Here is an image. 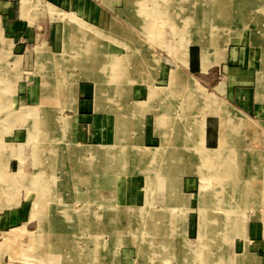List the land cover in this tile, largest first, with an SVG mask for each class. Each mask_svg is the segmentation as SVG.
Here are the masks:
<instances>
[{
    "label": "rangeland",
    "instance_id": "obj_1",
    "mask_svg": "<svg viewBox=\"0 0 264 264\" xmlns=\"http://www.w3.org/2000/svg\"><path fill=\"white\" fill-rule=\"evenodd\" d=\"M51 6L40 4L29 16L36 20L44 15L53 20L61 17L63 12ZM138 6L136 15H128L124 23L127 28L118 21L113 22L110 40L118 44L120 33L126 32L128 40L135 34L139 44L175 45L176 49L184 50L192 44H205L196 41L200 39L210 43L209 46L222 48L238 38L239 43L250 44L259 50L240 53V59L246 57L244 64L249 73L238 71L239 82L245 83L249 79L250 86L244 92L252 98L256 95L258 101L264 102V0H143ZM3 38L7 40V37ZM2 48L0 45V104L6 103L7 108L0 109V208H14L21 200L26 203L27 219L0 233V264H264V228H251L252 222L264 224V156L260 164L257 161L259 155L255 153L257 149L234 150L242 154L225 158L228 163L220 165V170L218 165L214 168L211 164H203V180L194 182L191 177L177 180L176 188L180 187L182 193L193 194L192 200L175 195L177 189L173 195L169 181L168 188H160V193L155 195L153 185L165 182L161 180L164 179L161 173L168 167L150 164L146 159L143 167L135 162V167L143 170L126 171V168L118 169L120 166L115 157L105 166L97 164L101 155L96 159L92 156L87 160L73 159L74 162L61 157L60 161H67L65 166L70 170L64 174L54 165V154L49 152L56 144L98 148L104 145L102 138L96 134L91 142L65 144L64 137L58 136L60 140H56V131L51 132L55 128L53 118L48 117L52 124L41 121L38 126L33 121L36 118L32 117V112L38 108L32 101L22 102L20 90L31 86L32 77L40 75L44 66L38 60L34 61L36 59L26 64V58L14 52L9 60ZM34 56L35 52H32V58ZM79 70L80 74L87 71ZM219 71L215 70V75L207 77L193 73L190 88L175 86L174 89L176 93L193 94L192 98L199 94V101L195 100L198 108L214 95L218 100L214 104L217 111L221 100L212 87L224 78L225 73ZM91 72L95 74L94 80H103L101 69ZM59 73L60 70L51 67L48 72H43V76L48 74L50 79ZM12 78H15V87L8 94L7 103L2 89L6 86L5 81ZM167 86V81L163 80L154 87L165 89ZM62 88L66 90L71 86L65 84ZM91 88L94 92L98 90L96 84ZM239 88L242 93L241 89L245 87ZM225 104L223 101L222 106ZM57 105H60L59 100L45 102L50 109ZM166 105V101H159L160 125ZM21 109L25 112L23 118L18 112ZM238 116L242 115L238 113L229 123L230 129L238 127ZM24 120L27 121L25 124ZM259 132L260 128L256 133ZM146 135L144 132L143 145L155 152L160 148L159 140L147 141ZM248 136L242 134L243 140H250ZM236 137L237 133L231 134L233 141ZM227 141V136L223 135L222 148ZM7 152L17 155L12 170L6 169ZM193 152L192 149L187 154ZM233 158L242 163H232ZM42 159L46 165H40L38 160ZM108 159L111 158H105V161ZM156 176L157 180H152ZM172 197L183 199L179 200L176 210L166 204Z\"/></svg>",
    "mask_w": 264,
    "mask_h": 264
},
{
    "label": "crops",
    "instance_id": "obj_2",
    "mask_svg": "<svg viewBox=\"0 0 264 264\" xmlns=\"http://www.w3.org/2000/svg\"><path fill=\"white\" fill-rule=\"evenodd\" d=\"M141 3L138 0H0L2 21L0 38L5 40L3 36L7 37L0 45L9 60L13 58L14 52L26 58V64L36 59L34 61L38 60V63L41 62L44 66V70H40V75L32 77V85L25 89L22 87L20 90L22 102L32 101L34 107L38 108L32 112V117L36 118L33 121H36L38 126L41 121L52 124L53 118L55 128H50L51 132L56 131V140H60L58 136L64 137L65 144L91 142L96 134L102 138L104 145L98 148L56 144L49 152L54 154V165L64 174L70 170L65 166L68 165L67 161L62 159L60 161L61 157H67L69 160L79 158L87 160L89 156L96 159L101 155L97 164L101 163L104 166L108 162L111 164L112 158L115 157L118 158L120 166L118 169L126 168V171L143 170L138 166L143 167L146 162L158 166L165 164L168 169L161 173L164 178L161 180H165L166 183L163 181L153 185L155 195L160 193V188L167 189L169 183L170 185L172 183L170 192L173 195L177 189L179 195H175L184 200L190 197L192 200L194 195L182 193L180 187L176 188L175 183L187 177L193 178L194 182L202 179L203 164H211L210 166H215L214 168L218 165L217 169L220 170V165L228 163V160L226 162L228 156L242 154L234 150L247 148L257 149L258 152H255L259 155L257 161L260 164L263 162L264 102L258 101L256 95L252 98L249 93L244 92L246 89L248 91L250 86L249 79L245 83H240L238 72L241 70L242 73H249L248 67L244 64L246 57L240 59V53L259 50L250 44L239 43L238 38L235 41L232 39L230 44L221 46L222 48L209 46L207 44L210 43L200 39L196 41L205 44H192L184 50L176 49L175 45L161 47L139 44L135 34L132 36L133 40H128L126 32L120 33L118 44L110 40L113 22L118 21L127 28L124 23L128 15H136L138 4ZM40 4L54 5L63 12L62 16L56 20L49 15L40 16L37 20L31 18L29 14ZM85 41L87 44H79ZM32 52H35L33 58ZM51 67L60 70V73L49 79L48 74L43 76V72H48ZM80 68L87 70L85 74H80ZM89 69L91 71L101 69L103 80H94L95 74ZM215 70L225 73L221 74L224 78H220L221 81L212 87L221 100L218 113L214 106L218 100L214 95L198 108L195 105L199 94L192 98L193 94L190 93H176L175 86L188 89L187 87L193 85L191 78L194 77L191 74L197 73L201 77H207L215 75ZM14 80L15 78L5 81L6 86L3 87L4 90L2 89V92L6 93L7 103L8 94H11L15 87ZM163 80L167 81V88L154 87ZM65 84L71 88L64 90L62 87ZM95 84L98 90L95 89L94 92L91 85ZM239 86L245 87L241 89L242 93ZM262 97L264 101V95ZM54 100H59L60 105L54 109L45 106V102ZM160 100L167 103L165 113L160 116L161 125L158 117ZM2 101L4 102L3 99ZM223 101H226L227 105L222 106ZM6 108V103L0 104V109ZM18 112L20 118H23L24 110ZM238 113L243 117L238 116V127L230 129L229 123L236 119ZM48 117L51 119L48 120ZM26 122L24 120V124ZM159 127L161 133L158 131ZM258 128L259 134L256 133ZM144 132L147 134L145 136L147 141L159 140L160 148L155 149V152L147 150L143 145ZM233 133H237L236 141L231 138ZM245 133L249 134L250 140H243L242 134ZM223 135L227 136L228 141L222 148ZM40 139L45 141L46 137ZM192 149L194 152L188 155L187 152H191ZM5 157L6 169L12 170L17 155L7 152ZM38 158L44 159L39 156ZM105 158L111 159L106 162ZM211 158L214 160H208ZM251 158L253 166L254 159ZM43 159L38 160L40 165H46ZM144 159L146 162H143ZM135 162L139 163L136 167ZM232 163L241 164L242 161L233 158ZM177 166L179 167L176 169ZM93 169L91 166L92 173ZM177 171L180 172L174 176ZM155 174L158 175L159 172L155 170ZM152 180H157V176ZM182 198L179 200L182 201ZM179 200L172 197L170 202L166 201L167 207L172 205L175 210L178 209ZM18 201L19 205L14 208L4 206L0 208V233L26 221V203ZM261 227L264 228V224L255 222L251 224V228Z\"/></svg>",
    "mask_w": 264,
    "mask_h": 264
},
{
    "label": "bare ground",
    "instance_id": "obj_3",
    "mask_svg": "<svg viewBox=\"0 0 264 264\" xmlns=\"http://www.w3.org/2000/svg\"><path fill=\"white\" fill-rule=\"evenodd\" d=\"M156 2V1H155ZM193 43V42H192ZM197 43V42H196ZM199 44V43H198ZM208 64V63H207ZM206 67H207V65H206ZM224 139V138H223ZM223 143H224V141H223ZM226 143V142H225ZM119 149V148H118ZM201 149V148H200ZM122 157V156H121ZM214 185V184H213ZM204 238V237H203ZM7 240V239H6ZM8 241V240H7ZM5 243H7V242H5ZM203 243V242H202ZM203 263V262H202ZM240 264V263H239Z\"/></svg>",
    "mask_w": 264,
    "mask_h": 264
}]
</instances>
